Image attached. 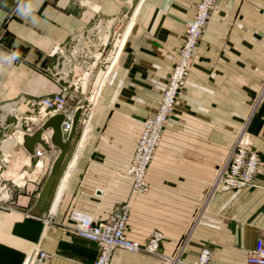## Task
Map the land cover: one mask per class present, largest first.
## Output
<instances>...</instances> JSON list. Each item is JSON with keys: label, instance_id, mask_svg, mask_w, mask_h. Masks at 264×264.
Masks as SVG:
<instances>
[{"label": "crops", "instance_id": "crops-1", "mask_svg": "<svg viewBox=\"0 0 264 264\" xmlns=\"http://www.w3.org/2000/svg\"><path fill=\"white\" fill-rule=\"evenodd\" d=\"M198 2L0 0V264H25L38 249L51 253L49 264H92L98 243L76 235V215L104 220L124 203L126 235L145 243L160 230L162 256L117 248L110 264H191L204 248L210 264H246L264 239V0H216L149 188L131 193L134 139L157 110ZM64 86L88 132L60 196L58 186L50 209L34 214L59 150L49 131L51 150L30 154L18 116H34L30 100ZM243 129L262 158L254 183L211 191Z\"/></svg>", "mask_w": 264, "mask_h": 264}, {"label": "built area", "instance_id": "built-area-1", "mask_svg": "<svg viewBox=\"0 0 264 264\" xmlns=\"http://www.w3.org/2000/svg\"><path fill=\"white\" fill-rule=\"evenodd\" d=\"M214 0H199L194 17L187 23L184 42L180 46L178 58L174 63V69L170 78V87L167 88L162 106L158 115L145 124L143 135L133 159V172L131 193H144L149 188L146 172L152 158L153 149L162 128L168 107L179 94L180 84L188 68L187 58L196 47L202 29L210 15ZM68 87L64 86L58 93L45 95L30 100V104L36 107L33 116H18L19 129L25 133H33L51 115L65 113L66 120L63 124L64 132L71 127L73 109L67 107ZM82 107V105H80ZM4 125L3 128H7ZM47 134H44L47 138ZM50 137V136H49ZM40 155L42 152L37 150ZM262 164L260 154L251 147L250 143L240 134L234 141L225 161L216 169L215 177L211 184V191L225 185L230 187H242L252 185L255 176ZM129 217V205L127 203L116 207L104 220H95L87 213H79L75 217L74 230L76 235L96 241L98 243V254L92 264H110L113 251L121 248L131 252H144L157 256L161 254V242L163 233L156 229L152 231L145 243L130 239L125 228ZM210 251L202 249L198 258L191 264H210ZM51 253L38 249L26 258L25 264H49ZM246 264H264V239L258 238L255 244L247 251Z\"/></svg>", "mask_w": 264, "mask_h": 264}, {"label": "water", "instance_id": "water-1", "mask_svg": "<svg viewBox=\"0 0 264 264\" xmlns=\"http://www.w3.org/2000/svg\"><path fill=\"white\" fill-rule=\"evenodd\" d=\"M82 107L77 106L71 118L70 130L66 133L63 124L66 120L65 113H56L49 116L40 127L33 133L22 135V144L30 154H35V147L41 145L47 152L51 145L58 148L59 152L54 158L48 176L40 191L36 210L32 213H39L42 209L49 210L55 197L61 179L71 161L74 150L83 133L81 124ZM50 133V143L43 138V135Z\"/></svg>", "mask_w": 264, "mask_h": 264}, {"label": "rangeland", "instance_id": "rangeland-1", "mask_svg": "<svg viewBox=\"0 0 264 264\" xmlns=\"http://www.w3.org/2000/svg\"><path fill=\"white\" fill-rule=\"evenodd\" d=\"M215 4H216V0H214V2H213V4H212V8H211V11H210V15H209V17H208V19H207V21H206V23H205V25H204V27H203V29H202V33H201L199 39L197 40L196 47L194 48L193 52L190 53V57L187 58L188 68H187L186 73L184 74L183 80H182V82H181V84H180L179 94H177V98H175V100L173 101V103L170 105V107H168V109H167V111H166L165 118H164V120H163V122H162V128H161V131H160V134H159V138H158V140H157V143H156L155 146H154L153 154H152V158L150 159V164H149V166H148V169H149V167H150V165H151V162H152V160H153V157H154V155H155V153H156V151H157V148H158V145H159V143H160V141H161V138H162L163 132H164V130H165L167 124H168L169 121H170L171 115H172V113H173V109H174L175 105L177 104V102H178V98L180 97V95H181V93H182L183 83H184V80H185V76L187 75V73H188V72L190 71V69H191L192 61H193V57H194V54H195V51H196L197 45H198V44L201 42V40H202L203 33H204V29H205V27H206V25H207V23H208V21H209V19H210V17H211V13H212V11H213V9H214V7H215ZM183 42H184V38H183V40H182V42H181V45L183 44ZM178 54H179V53H178ZM173 67H174V64H173ZM173 67H172V69H171V71H170V73H169V75H168V79H167V82H166L165 88H164V90H163V92H162L161 98H160V100L158 101V107H157V110H156L155 114H154V115H151V116H148V117H145V118L141 121V123H140V127H139L138 132H137V135H136V137H135V139H134V144H133L132 152H131V155H130L131 174H132V172H133V166H134V165H133V159H134V156H135L136 151H137V149H138V145H139V142H140V140H141L140 138H141V136L143 135V129H144V127H145V124L148 123V121H149L150 119L155 118V117L158 115V113H159L160 107L162 106V103H163L164 94H165L167 88L170 87V78H171V75H172V72H173V69H174ZM69 94H70V96H73V98H74L75 95H76V93L74 92V89H72L71 92H70ZM87 95H88V97H90V96H91V92H87ZM87 103H88V101H87ZM92 106H93V101L91 100V102H90V100H89V109H91ZM240 134H241V135L243 136V138L246 139V140L250 143V145H251V136H250V133H249L246 129H243V130L240 131V133H239L238 135H240ZM236 138H237V137H236ZM148 169H147V172H148ZM147 172H146V175H147ZM131 177H132V176H131Z\"/></svg>", "mask_w": 264, "mask_h": 264}, {"label": "bare ground", "instance_id": "bare-ground-1", "mask_svg": "<svg viewBox=\"0 0 264 264\" xmlns=\"http://www.w3.org/2000/svg\"><path fill=\"white\" fill-rule=\"evenodd\" d=\"M84 128H85V125H84ZM83 131H84V133H82L83 134V136L85 137V135L87 134V132H88V126L85 128V129H83ZM82 140H83V137H82ZM82 140H81V142H82ZM75 161V160H74ZM71 167V166H70ZM67 175V174H66ZM65 175V177H67ZM63 180V179H62ZM62 182V181H61ZM61 182H60V184H61ZM60 187L58 188V194H57V198H58V196H60V193L62 192V190H63V187H64V182H62V184L61 185H59Z\"/></svg>", "mask_w": 264, "mask_h": 264}]
</instances>
